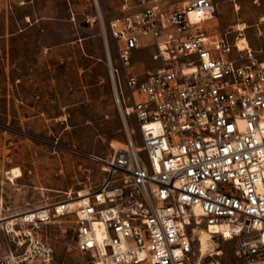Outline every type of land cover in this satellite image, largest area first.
Listing matches in <instances>:
<instances>
[{"label":"built area","instance_id":"2783aa9c","mask_svg":"<svg viewBox=\"0 0 264 264\" xmlns=\"http://www.w3.org/2000/svg\"><path fill=\"white\" fill-rule=\"evenodd\" d=\"M215 18L213 0H155L109 20V70L136 127L107 157L92 155L104 176L85 194L0 219V264L51 262L35 229L63 214L94 264H222L203 251L202 229L233 240L237 264H264V60ZM84 22L103 16L96 8ZM148 39L162 65L142 74L134 55Z\"/></svg>","mask_w":264,"mask_h":264},{"label":"rangeland","instance_id":"374dc122","mask_svg":"<svg viewBox=\"0 0 264 264\" xmlns=\"http://www.w3.org/2000/svg\"><path fill=\"white\" fill-rule=\"evenodd\" d=\"M153 1L103 0L97 36L85 27L91 24L84 22L87 14H80L79 46H63L66 25L59 23H49L48 32L32 27L0 39V217L63 200L68 191L85 192L102 181V164L92 155L107 157L122 146L126 125L136 127L132 115L123 116L109 70L110 57H116L109 20ZM213 2L216 31L228 33L232 41L240 34L249 40L251 32L264 50V0ZM70 14L75 21L77 13L70 9ZM242 23L246 26L239 29ZM146 43L134 55V69L142 74L162 65L152 58L150 40ZM124 92L129 93L125 87ZM16 166L22 175L12 180L7 171ZM35 230L54 249L51 262L37 264H94L76 247L74 214L59 215ZM217 242L222 264H237L234 241Z\"/></svg>","mask_w":264,"mask_h":264},{"label":"crops","instance_id":"0c3cea01","mask_svg":"<svg viewBox=\"0 0 264 264\" xmlns=\"http://www.w3.org/2000/svg\"><path fill=\"white\" fill-rule=\"evenodd\" d=\"M93 3L103 16L101 8L103 0H101V5L99 0H0V39L9 40L19 33L27 32L32 27H39L42 33L48 32L47 25L49 23H59L66 25L64 37L61 41L64 44L63 46L70 42H76V45L79 46V42L82 41L83 37L81 35L80 14H95L96 8H93ZM126 5L127 3H124L125 7ZM70 9L77 13L75 21L71 18ZM85 27L87 30L92 31L94 35H98V24L91 23ZM57 31L59 30L57 29ZM228 37L232 41L229 35ZM248 43L249 47L254 50L256 57L262 55L258 59L264 60V50L254 40L251 32H249ZM57 46L58 44L50 45V47Z\"/></svg>","mask_w":264,"mask_h":264},{"label":"bare ground","instance_id":"6f19581e","mask_svg":"<svg viewBox=\"0 0 264 264\" xmlns=\"http://www.w3.org/2000/svg\"><path fill=\"white\" fill-rule=\"evenodd\" d=\"M246 26L245 23L240 24L239 29H243ZM238 44L240 48H246L249 46L248 40L246 37H242L239 41ZM8 177L12 180H14L15 177H18L22 175V171L19 167H13L7 171ZM86 192L80 191V194L83 195ZM3 217H8V216H3ZM3 217H0L2 219ZM8 220L11 219V217L7 218ZM200 239H201V245L203 251L205 250H215L216 254H220L222 251L218 247V242L214 240L209 233H207L205 230L200 231Z\"/></svg>","mask_w":264,"mask_h":264}]
</instances>
